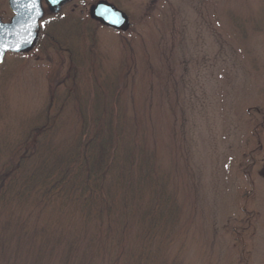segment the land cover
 I'll use <instances>...</instances> for the list:
<instances>
[{
	"label": "rangeland",
	"instance_id": "obj_1",
	"mask_svg": "<svg viewBox=\"0 0 264 264\" xmlns=\"http://www.w3.org/2000/svg\"><path fill=\"white\" fill-rule=\"evenodd\" d=\"M72 7L0 67V138L49 102L57 143L85 113L137 116L186 263L264 264V0H133L119 5L126 32L91 20L84 0Z\"/></svg>",
	"mask_w": 264,
	"mask_h": 264
},
{
	"label": "trees",
	"instance_id": "obj_2",
	"mask_svg": "<svg viewBox=\"0 0 264 264\" xmlns=\"http://www.w3.org/2000/svg\"><path fill=\"white\" fill-rule=\"evenodd\" d=\"M48 107L0 138V264H187L143 119L85 113L57 143Z\"/></svg>",
	"mask_w": 264,
	"mask_h": 264
},
{
	"label": "water",
	"instance_id": "obj_3",
	"mask_svg": "<svg viewBox=\"0 0 264 264\" xmlns=\"http://www.w3.org/2000/svg\"><path fill=\"white\" fill-rule=\"evenodd\" d=\"M67 1L74 0H48V6L51 12L58 13ZM10 7L15 13L11 21L0 19V67L8 53L25 54L37 46L44 16L39 0H10ZM89 14L93 21L117 31L126 32L131 26L128 15L106 1L92 5Z\"/></svg>",
	"mask_w": 264,
	"mask_h": 264
},
{
	"label": "flooded vegetation",
	"instance_id": "obj_4",
	"mask_svg": "<svg viewBox=\"0 0 264 264\" xmlns=\"http://www.w3.org/2000/svg\"><path fill=\"white\" fill-rule=\"evenodd\" d=\"M41 2V5L43 6V12H44V16L41 20V22L43 21V19L45 18H54V19H58L61 14L65 11V9L70 8V12L72 13L74 8L72 7L73 1H67L63 4V6L61 7L60 12L58 13H53L51 12L50 8H49V2L48 0H39ZM85 1V14L89 16V9L93 4H96L99 1H106L108 3L113 4L114 6H116L117 8H119L120 10H123L121 7H119V5H121L122 3H130L133 0H84ZM157 3V0H152V5H155ZM10 11L11 16L9 17L8 20H3V12H0V19L2 22H9L11 21V19L15 16L14 11L11 9L10 7V0H0V10L3 11L5 9V13L7 11V9ZM70 13V14H71ZM129 16V15H128ZM42 34V28L40 31V37Z\"/></svg>",
	"mask_w": 264,
	"mask_h": 264
}]
</instances>
